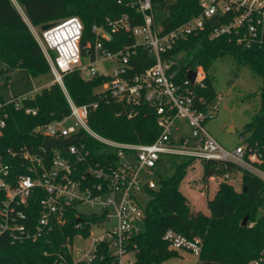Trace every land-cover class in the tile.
Wrapping results in <instances>:
<instances>
[{
	"label": "trees",
	"instance_id": "1",
	"mask_svg": "<svg viewBox=\"0 0 264 264\" xmlns=\"http://www.w3.org/2000/svg\"><path fill=\"white\" fill-rule=\"evenodd\" d=\"M14 1L33 27L78 17L83 26L80 41L82 57L86 56V46L93 45L96 40L92 30L94 26L102 27L110 34V40L103 42V48L116 52L132 45L134 38L128 32L111 33L108 23L122 16L128 17L131 26L142 23L129 0ZM151 3L156 21L164 31L173 30L200 12L198 0H151ZM209 26L174 46L171 53L179 55L174 68L176 82H183L188 71L202 70L206 75L205 89H197V94L210 100L214 92L209 71L214 62L229 59L237 67L248 68L261 80L255 94L259 98V107L239 136L245 138L249 150H261L264 145V42L245 48L235 43L233 35L212 39L209 37ZM90 55L94 56L92 48ZM153 61L148 51L137 48L136 58L132 60L133 72H142ZM0 67V76L5 75L6 82L17 69L28 71L32 77L49 73L42 51L11 0H0ZM108 80L104 76L85 80L78 71H72L63 77L65 91L52 83L32 98L24 99L19 110L13 105L0 109V116L6 115L0 133V158L9 165L11 176L27 173L23 162L29 161L23 158L25 153L40 158L42 162L51 161L54 152L42 150L43 136L36 132V128L61 121L69 115L67 96L76 106L97 104L88 113L87 125L99 136L121 143H152L160 132L153 109L148 104L129 107L111 98L107 91L96 93V89ZM4 102L0 97V104ZM27 109L35 111V114H26ZM79 135L93 160L98 161L104 150L101 144L85 133ZM262 159L258 167L264 170V156ZM193 162L195 160L185 158L180 163L174 162L170 175H162L166 162L162 159L158 163L154 170L155 188L145 192L141 230L129 239L126 246L127 253L134 254L132 264H163L177 257L178 251L171 250L163 240L169 230L189 241L200 240L199 264H248L264 248V214L257 217L258 211L264 209V182L235 164L201 160L203 181L222 176L226 178L217 184L204 213L195 210L180 190ZM235 173L241 175L240 190L227 182ZM245 216L248 220L242 226ZM97 219L94 214L77 217L69 211L64 225L52 228L36 241L13 244L1 236L0 264L70 263L69 249L74 237L81 234L87 238L89 225ZM77 224L82 226L77 227ZM88 264H119V261L106 245L101 244L96 248L95 258Z\"/></svg>",
	"mask_w": 264,
	"mask_h": 264
},
{
	"label": "built area",
	"instance_id": "2",
	"mask_svg": "<svg viewBox=\"0 0 264 264\" xmlns=\"http://www.w3.org/2000/svg\"><path fill=\"white\" fill-rule=\"evenodd\" d=\"M129 2L142 23L131 26L128 17L122 16L109 22L108 28L111 33H130L134 43L110 52L103 48V42L110 40V34L104 28L94 26L96 40L93 45L86 46L85 53L90 59L86 66L80 49L83 26L78 18L57 22L45 32L40 31V36L27 20V26L46 59L53 83L65 91L63 77L72 71H78L85 80L108 77L109 80L99 87L103 90L101 92L107 91L111 98L129 107L148 104L160 130L150 144L121 143L103 138L87 125L88 113L97 104L76 106L67 96L69 115L61 121L36 128V132L43 138L78 139L77 143L69 145L66 151L50 150L54 152L50 162H42L40 158L25 153L23 158L29 161L23 162L27 173L17 176H11L9 165L0 158V237H6L13 244L36 241L52 228L64 225L69 211L77 217L83 215L75 210L78 204L101 208L99 214H94L97 221L89 225L90 250L85 253L83 249L79 259L73 258L75 239H87L79 234L69 249L71 262L58 264H88L95 258L96 248L101 244L106 245L121 264L122 257L128 254L129 239L141 230L145 192L155 188L154 170L164 157L228 162L250 171L264 182V170L258 167L263 162L264 145L261 150L251 151L245 138L239 136L238 145L233 150L222 148L205 129V124L215 118L217 106H209V100L197 94V89H205V73L195 70L193 83L186 77L177 83L174 68L179 55L171 53L178 42L198 34L209 25L212 39L233 35L235 43L245 48L262 44L264 0H198L200 12L170 31H164L156 21L151 0ZM139 47L148 51L154 61L142 72L134 73L132 60ZM97 56L113 65L109 75L97 71ZM32 97L26 94L12 98L0 104V109L13 105L19 110L21 102ZM25 113L34 115L35 111L27 109ZM5 118V114L0 116V133ZM69 118L76 121L75 127H64ZM185 127L189 135L183 133ZM81 132L103 147L98 161L93 160L81 142ZM42 150L48 151L43 147ZM112 219L111 229L92 236L91 227L100 228ZM81 226L77 224V227ZM163 240L171 250L188 251L198 259L201 250L198 238L189 241L169 230ZM128 264L132 262L128 261ZM248 264H264V248Z\"/></svg>",
	"mask_w": 264,
	"mask_h": 264
},
{
	"label": "rangeland",
	"instance_id": "3",
	"mask_svg": "<svg viewBox=\"0 0 264 264\" xmlns=\"http://www.w3.org/2000/svg\"><path fill=\"white\" fill-rule=\"evenodd\" d=\"M11 1L27 25V18L23 11L14 0ZM72 18L78 17L72 16ZM40 26L41 25L34 28L38 36H40ZM32 36L35 39L33 34ZM82 61L84 66L90 63L88 56L83 57ZM112 68L113 65L110 64V62L102 61V58L97 56L96 69L99 74L109 75ZM209 75L212 78L214 96L209 100L208 105H216L217 113L214 119L205 124V129L222 148L231 151L238 145L239 134L259 107V98L255 94L258 92L261 80L254 76L248 68L237 67L229 59H222L214 62L209 71ZM51 82L53 83V78L49 73L32 77L28 71L17 69L11 74L8 82L5 81V75L0 76V97L4 101H9L12 98L20 97L26 93L30 96H34L39 93L41 89L50 85ZM101 91H103L101 88L96 89V93H100ZM249 95H251V97H248ZM75 124L76 121L69 118L64 122V127H75ZM183 133L190 134L186 127L183 129ZM163 160L166 162V165H164V172L162 171V175H170L174 162L180 163L182 158L172 159L171 161V159L164 157ZM201 172L202 168L200 161L196 160L189 166L187 175L180 186V190L188 198L195 210L206 213L207 201L212 197L217 184L226 178L223 176L210 178L205 182L201 179ZM227 182L236 190H240L241 175L239 173L230 175ZM115 200L118 202L117 196ZM143 201L145 202L146 199L144 198ZM75 210L83 215L99 214L101 212L100 207H92L84 203L78 204ZM108 210L112 213L111 209ZM263 214L264 209H261L258 211L257 217ZM113 224L114 221L112 219L100 228L91 227L90 232L92 236H98L102 231L111 229ZM90 243L91 238H87L83 241L75 239L73 258L75 260L79 259L83 255V249L85 253L89 251ZM133 260L134 254L128 253L122 257L121 264H128V261L133 262ZM163 264L199 263L197 257L190 252L180 251L177 257H173Z\"/></svg>",
	"mask_w": 264,
	"mask_h": 264
},
{
	"label": "water",
	"instance_id": "4",
	"mask_svg": "<svg viewBox=\"0 0 264 264\" xmlns=\"http://www.w3.org/2000/svg\"><path fill=\"white\" fill-rule=\"evenodd\" d=\"M55 25V23H47V24H43L40 26V31L41 32H45L46 30L50 29L51 27H53ZM195 71H188L186 74V78L193 83L194 82V78H195ZM78 142V139H67V140H57L54 139L52 137H44L43 141H42V147L48 151L50 150H64L66 151L67 147L71 144H75ZM248 220V216H245L241 222L242 226H245ZM80 220H77V222H79Z\"/></svg>",
	"mask_w": 264,
	"mask_h": 264
},
{
	"label": "crops",
	"instance_id": "5",
	"mask_svg": "<svg viewBox=\"0 0 264 264\" xmlns=\"http://www.w3.org/2000/svg\"><path fill=\"white\" fill-rule=\"evenodd\" d=\"M52 84V82L50 83V85ZM50 85H48L47 87H49ZM47 87H45V88H47ZM44 89V88H43ZM42 90V89H41ZM26 94H28V93H26ZM26 94H24V95H26ZM23 96V95H22Z\"/></svg>",
	"mask_w": 264,
	"mask_h": 264
}]
</instances>
